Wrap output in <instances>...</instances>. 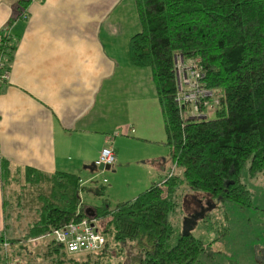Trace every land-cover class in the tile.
<instances>
[{
	"label": "trees",
	"instance_id": "trees-1",
	"mask_svg": "<svg viewBox=\"0 0 264 264\" xmlns=\"http://www.w3.org/2000/svg\"><path fill=\"white\" fill-rule=\"evenodd\" d=\"M132 1L137 31L128 40L129 63L150 70L163 143L179 173L151 182L134 198L112 208L105 199L91 207L105 241L98 251L84 253L81 261L67 255L49 236L53 229L87 216L78 196L79 177L59 171L42 178L48 192L38 194L36 218L23 236L8 239L3 225L0 254L7 264L16 262L28 243L38 245L36 256L46 264H101L111 243L135 249L136 259L121 264H203L198 263L205 251L203 242L190 231L174 234L168 221L179 186L200 193L210 203L250 206V193L239 174L245 162L250 177L264 168V0ZM14 43L0 33L2 60L8 61ZM175 53L197 57L206 86L222 93L211 117H180L172 70ZM1 169L5 178L14 179L4 160ZM31 172L27 171V180L39 183ZM88 190L103 194L102 187Z\"/></svg>",
	"mask_w": 264,
	"mask_h": 264
},
{
	"label": "crops",
	"instance_id": "crops-1",
	"mask_svg": "<svg viewBox=\"0 0 264 264\" xmlns=\"http://www.w3.org/2000/svg\"><path fill=\"white\" fill-rule=\"evenodd\" d=\"M136 31L132 0H0V33L15 39L0 81V232L14 199L3 160L26 183H34L27 171L40 181L60 171L83 186L80 171L124 128L110 138L115 167L146 161L143 185L167 175L172 164L160 148L135 145L165 146L150 70L129 63Z\"/></svg>",
	"mask_w": 264,
	"mask_h": 264
},
{
	"label": "rangeland",
	"instance_id": "rangeland-1",
	"mask_svg": "<svg viewBox=\"0 0 264 264\" xmlns=\"http://www.w3.org/2000/svg\"><path fill=\"white\" fill-rule=\"evenodd\" d=\"M208 115L210 117L213 115L212 110L208 111ZM135 145L144 148L142 150L144 152L153 151L154 154H157V150L160 148L165 154L163 156H166V161L169 160V148L166 145L143 143ZM92 163H87L83 168L84 171L79 173L82 180L88 178V181L82 184L78 194L79 200L85 207L99 206L105 199L106 204L112 208L116 203L134 198L148 186V184L143 185L142 180V176L145 175L143 170L147 167L146 161L142 163L140 159L125 164L119 169L113 162L107 170L90 169ZM154 167H157V164ZM12 171L10 170V176L13 174ZM175 171V173H179V169ZM162 178L163 175L160 176V179ZM152 180L156 181L157 179L154 177ZM239 180L250 193L249 207H239L226 201L210 203L205 201L200 193L191 192L184 185H180L176 191V206L173 211L169 212L168 221L173 227L174 234L190 231L193 236L203 242L205 251L198 257V263L264 264V168L250 177L247 175V162H245L240 169ZM12 184L14 189L12 207L10 206L9 209V202L6 207L11 213L5 223L8 239L23 236L32 220L36 218V210L39 206V201L36 200L37 194L46 195L48 192L45 181L26 183L23 181L21 172L15 174L14 181H11ZM99 187L103 189L102 195L88 190V188L97 189ZM15 199L18 200V206L15 205ZM194 213H199L193 218L195 222L186 223L185 220L189 217L192 218ZM174 234L173 236H175ZM173 240L171 237L169 242L172 243ZM27 245L25 250L19 251L18 260L11 261L10 264H46L36 256L39 252L38 245L33 246L29 243ZM109 248L108 254L100 259L101 264H121L136 257L134 248L130 250V247L114 243H111ZM68 254L78 261L84 258V254ZM63 264H69V262ZM89 264H93V262Z\"/></svg>",
	"mask_w": 264,
	"mask_h": 264
},
{
	"label": "built area",
	"instance_id": "built-area-1",
	"mask_svg": "<svg viewBox=\"0 0 264 264\" xmlns=\"http://www.w3.org/2000/svg\"><path fill=\"white\" fill-rule=\"evenodd\" d=\"M173 77L175 83V101L181 118L198 119L206 118L208 111L218 107L222 93H216L205 84L204 73L201 69L199 59L187 58L180 53L173 55ZM7 79V70L0 58V81ZM125 134V129L116 130L112 136ZM101 148L94 165H111L114 161L111 140L105 142ZM172 165L167 173L171 176L175 173ZM105 181V180H103ZM49 236L70 254H84L98 251L105 236L99 228L98 218L86 216L78 221H70L65 225L53 229Z\"/></svg>",
	"mask_w": 264,
	"mask_h": 264
},
{
	"label": "water",
	"instance_id": "water-1",
	"mask_svg": "<svg viewBox=\"0 0 264 264\" xmlns=\"http://www.w3.org/2000/svg\"><path fill=\"white\" fill-rule=\"evenodd\" d=\"M109 165H102V164H98V165H94L93 163L91 164V166H90V169H97V170H107V169H109ZM208 204V203H207ZM85 210L87 211V216H94L93 215V213H90L89 212V210H91L90 208H88V207H86L85 208ZM89 212V213H88ZM199 213H194L191 217L192 218H187L186 220H185V222L187 223V222H190V223H192V222H195V220L193 219V218H195L197 215H198ZM183 234L184 233H186V231H183L182 232Z\"/></svg>",
	"mask_w": 264,
	"mask_h": 264
}]
</instances>
